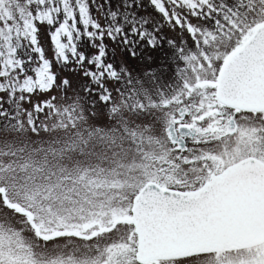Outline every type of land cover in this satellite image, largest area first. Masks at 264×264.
Segmentation results:
<instances>
[{
  "label": "snow or ice",
  "instance_id": "snow-or-ice-1",
  "mask_svg": "<svg viewBox=\"0 0 264 264\" xmlns=\"http://www.w3.org/2000/svg\"><path fill=\"white\" fill-rule=\"evenodd\" d=\"M0 264H264V0H0Z\"/></svg>",
  "mask_w": 264,
  "mask_h": 264
}]
</instances>
